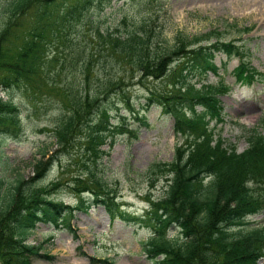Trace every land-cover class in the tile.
<instances>
[{
  "label": "trees",
  "instance_id": "16d2710c",
  "mask_svg": "<svg viewBox=\"0 0 264 264\" xmlns=\"http://www.w3.org/2000/svg\"><path fill=\"white\" fill-rule=\"evenodd\" d=\"M2 1V9L8 16L0 28L1 88L21 84L33 87L39 81L44 85L50 82L61 89L62 96L56 100L64 116L52 129L55 141L62 146L72 144L73 138H82L91 164L98 162L100 146L115 128L110 115L112 110L118 109V102L132 108L130 91L135 84H143L149 77H168L169 89L150 90L146 105L156 102L170 113L175 133L185 138L175 145L171 160L153 161L147 167L152 173L166 171L162 193L149 199L140 221L151 229L149 237L141 241L147 256L156 264H264V222L250 224L247 219L248 215L264 210V132L251 129L248 145L240 151L221 137H215L210 120L222 118L220 96L227 92L229 85L216 80L197 86L188 76L192 70L216 73L219 66L211 56L220 50L227 58L239 57V64L232 69L235 81L249 83L259 79L261 72L245 59L242 44L233 39L223 40L217 29L194 34L179 30L169 43L162 31L151 27L145 17L117 24L113 30L109 26L96 28L95 34L102 36L105 42L106 54L94 64L92 51L84 45L75 46L67 34L79 31L83 23L88 25L96 18L95 13L104 10L111 0ZM125 20L122 17L120 23ZM23 23L28 28L20 33L25 42L18 56L10 59L7 51L11 38L17 33L11 30ZM230 24L238 30L250 29L239 28L236 21ZM48 34L56 44L51 52L44 49ZM69 44L71 54H77L74 66L81 76L75 84L77 73L70 74L57 87L49 76L50 68L58 58L57 48L61 45L66 51ZM247 53L250 52L246 48ZM175 59L178 60L172 64ZM116 65L120 75H101L94 69L97 66L100 72H106ZM113 96L117 98L111 99ZM197 105L202 108L197 110ZM18 110L11 98L4 99L0 95L2 264H29L30 257L38 254V245L31 244L28 237L40 221L73 230L69 219L76 208L82 207L84 193L92 195L94 202L103 204L110 219L129 217L115 204L104 177L87 161H84L86 170L71 180L77 187L79 204L48 196L47 191L60 186L59 181L49 188L35 186L30 181L26 184L20 174L13 179L5 176L3 169L8 161L1 145L8 135L17 136L21 130ZM119 128L128 129L124 122ZM46 150V145L37 149L40 157L36 158L35 171H39V176L51 163V159L42 161ZM242 223L246 224L244 228L231 229L234 224ZM170 227L178 229L176 236L167 235Z\"/></svg>",
  "mask_w": 264,
  "mask_h": 264
},
{
  "label": "rangeland",
  "instance_id": "374dc122",
  "mask_svg": "<svg viewBox=\"0 0 264 264\" xmlns=\"http://www.w3.org/2000/svg\"><path fill=\"white\" fill-rule=\"evenodd\" d=\"M1 2L0 28L8 16ZM95 15L96 18L88 25L83 23L79 31L67 34L68 40L73 39L75 46L82 48L84 45L92 51L94 64L106 54L103 51L105 42L102 36L95 34L96 28L109 26L113 30L117 24L132 23L145 17H148L151 27L162 31L169 43L174 41L179 30L194 34L217 29L223 40L233 39L242 44L245 59L261 72L259 79H253L250 83L235 81L232 69L239 64L238 57L231 55L227 58L226 53L220 50L211 56L219 66L216 73L192 70L188 76L197 86L204 81L216 80L229 85L227 92L220 97L222 118L210 120L215 137H221L226 144H233L240 151L248 145L247 136L251 129L264 132V0H111L104 10ZM122 17L126 20L120 23ZM233 21L237 22L239 28L250 29L238 30L231 26ZM26 29V23L12 28L11 31L17 33L11 38L7 51L10 59L16 58L22 49L25 40L20 33ZM46 40L45 52H51L56 45L55 39L48 34ZM211 40L214 41L215 37ZM60 47L57 48L58 58L51 66L49 76L59 87L70 74L77 73V84L81 76L74 66L73 59L77 54H71L70 44L66 51L62 49L63 46ZM246 48L250 53L246 54ZM66 58L69 60L64 62ZM94 69L101 75L121 73L117 65L106 72H100L97 66ZM36 84L33 87L21 84L8 89L0 86L1 97L11 98L18 105L21 128L17 136L8 135L1 145L8 161L3 174L9 179L20 174L24 183L30 181L41 187L50 188L60 182V186L47 191L48 196L79 204L77 187L71 180L86 170L84 161H87L95 171L101 173L106 187L112 190L115 204L124 209L125 216L129 217L110 219L103 204L94 202L92 195L84 193L82 207L76 208L69 219L73 230L48 221L36 224L28 241L38 245L39 252L30 257L29 264H156L141 247V241L149 237L151 229L140 221L149 199L162 193L166 171L162 169L152 173L147 167L153 161L171 160L175 145L185 138L175 133L170 113L163 111L156 102L146 105L150 90L158 92L169 89L168 77H149L143 84H135L130 91L132 108L118 102V109L112 110L110 115V122L115 128L111 129L100 146L102 152L95 165L87 160L82 138H73L70 145L57 144L52 129L64 116L61 104L56 100V97L62 96V91L50 82L44 85L37 81ZM201 108V105L196 106L197 110ZM121 122L128 129L119 128ZM41 145L47 146L42 161L51 159V163L39 176L35 167L36 158L40 157L37 149ZM247 219L250 224L264 222V210L248 215ZM245 226V223L234 224L231 229ZM177 234V228L168 229V236Z\"/></svg>",
  "mask_w": 264,
  "mask_h": 264
}]
</instances>
